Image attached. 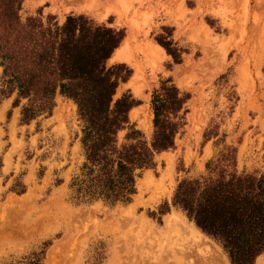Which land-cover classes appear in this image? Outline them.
<instances>
[{"label":"rangeland","instance_id":"374dc122","mask_svg":"<svg viewBox=\"0 0 264 264\" xmlns=\"http://www.w3.org/2000/svg\"><path fill=\"white\" fill-rule=\"evenodd\" d=\"M56 2L24 0L21 20L53 18L62 24L70 14L84 15L124 32L133 63L116 59L108 66L122 63L131 71L114 97L127 93L138 102L129 127L151 139V95L165 80L190 94L185 125L175 147L157 155L154 168L137 179L129 204L76 205L69 185L84 162L76 105L57 95L50 116L21 122L26 100L13 107L16 94L1 95L0 66V103L10 102L0 117V144H8L0 264H26L40 252L42 264H229L214 241L193 233L194 224L171 202L180 181L215 176L206 164L213 168L224 156H234L235 166L227 171L264 173V0ZM160 38L181 51L179 64L158 44ZM127 132L118 133L119 142ZM177 213L185 223L167 226ZM211 244L225 261L211 253Z\"/></svg>","mask_w":264,"mask_h":264},{"label":"trees","instance_id":"16d2710c","mask_svg":"<svg viewBox=\"0 0 264 264\" xmlns=\"http://www.w3.org/2000/svg\"><path fill=\"white\" fill-rule=\"evenodd\" d=\"M23 1L0 0L1 95L15 93L13 107L26 100L20 113L23 123L50 116L57 95L73 101L82 124L84 156L69 185L76 205L129 204L137 179L154 168L157 155L175 147L190 94L170 80L160 83L151 95L153 131L147 141L129 127V113L138 102L127 93L114 99L131 75L125 64L108 66L124 32L84 15L70 14L62 24L53 18L47 23L38 17L21 20ZM157 42L174 64L181 62V51L170 40ZM126 129L119 142L118 133ZM210 165L206 168L216 175L183 179L171 204L221 248L229 264H255L264 254V173L227 171L226 166H235L232 155ZM42 256L34 253L26 264H42Z\"/></svg>","mask_w":264,"mask_h":264},{"label":"bare ground","instance_id":"6f19581e","mask_svg":"<svg viewBox=\"0 0 264 264\" xmlns=\"http://www.w3.org/2000/svg\"><path fill=\"white\" fill-rule=\"evenodd\" d=\"M56 1H58V0H53V3L54 4H57ZM128 43H129V41L127 39H125L123 41V43L120 45V47L115 51L114 55L112 56V58L110 59L109 62L114 61L116 59H117V61L118 60H122V61H127L129 63L132 62L133 61V55L131 54V52H129L130 51L129 50L130 48H129V44ZM158 50H160L161 52H164V50L161 47H159V46H158ZM133 117H135L134 114L131 115V118H133ZM185 221H186L185 217H183L181 214L180 215L179 214L178 215L171 214L169 216V218H167V220H166V225L169 226V225H171L173 223H175V224L185 223ZM192 231H193L194 234H197L200 237L202 236V234L199 232V230H197V228L194 227L192 229ZM209 249L211 250V253L214 256H218V257L220 256V257H222L224 259L223 261H225V258L221 255V253L219 252L220 250H219V248L217 246H215V245L213 246L211 244L209 246ZM258 264H264V255L259 258Z\"/></svg>","mask_w":264,"mask_h":264},{"label":"crops","instance_id":"0c3cea01","mask_svg":"<svg viewBox=\"0 0 264 264\" xmlns=\"http://www.w3.org/2000/svg\"><path fill=\"white\" fill-rule=\"evenodd\" d=\"M8 107H10V102L8 100H4L0 103V117L5 116ZM0 130H1L0 131V141H1V138L3 136L2 127H0ZM7 154H8V144L2 142L0 144V156L2 157L1 166H0V195L2 192H4V189H6L8 185V166L5 164Z\"/></svg>","mask_w":264,"mask_h":264}]
</instances>
